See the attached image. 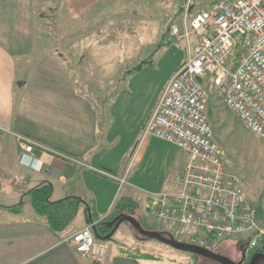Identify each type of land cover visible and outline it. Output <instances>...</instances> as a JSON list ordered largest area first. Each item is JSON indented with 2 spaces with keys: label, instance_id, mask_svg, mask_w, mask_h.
I'll list each match as a JSON object with an SVG mask.
<instances>
[{
  "label": "crops",
  "instance_id": "1",
  "mask_svg": "<svg viewBox=\"0 0 264 264\" xmlns=\"http://www.w3.org/2000/svg\"><path fill=\"white\" fill-rule=\"evenodd\" d=\"M134 1L0 0V264H98L61 242L66 232L86 225L87 207L80 205L70 226L57 232L32 205L29 192L37 186L48 185L50 201L81 198L98 222L107 220L120 197H128L135 216L147 222L145 213L152 210L155 195L181 187L180 170L188 153L154 134L143 137V129L183 58L166 65L161 80L149 64L127 75L104 117L91 97L78 90L66 59L72 53L54 44L46 48L66 35L70 43H82L77 51L83 59L91 50H103L106 40L99 37L108 10L122 2L132 12ZM19 136L41 146L27 151ZM246 195L259 217L253 196ZM78 217L82 222L77 224ZM125 231L137 241L128 222ZM240 242L225 240L220 249ZM156 253L112 250L110 245L102 264L198 262L196 257Z\"/></svg>",
  "mask_w": 264,
  "mask_h": 264
},
{
  "label": "built area",
  "instance_id": "2",
  "mask_svg": "<svg viewBox=\"0 0 264 264\" xmlns=\"http://www.w3.org/2000/svg\"><path fill=\"white\" fill-rule=\"evenodd\" d=\"M192 3L187 0L182 21H174L167 33L178 42L186 39L187 57L172 73L143 129V137L154 134L184 149L188 160L180 170L181 187L158 192L150 214L171 226L166 231L175 239L212 251L225 240L246 237L245 264L255 251L264 252V224L216 138L208 86L220 89L223 101L264 140V0ZM19 138L27 151L41 146ZM97 223L69 230L61 242L102 264L110 243L95 234Z\"/></svg>",
  "mask_w": 264,
  "mask_h": 264
},
{
  "label": "rangeland",
  "instance_id": "3",
  "mask_svg": "<svg viewBox=\"0 0 264 264\" xmlns=\"http://www.w3.org/2000/svg\"><path fill=\"white\" fill-rule=\"evenodd\" d=\"M211 1L213 0H192L196 6L206 5ZM186 2L187 0H135L132 12L126 3H117L108 10L105 17L107 26L102 36L99 35L100 39L106 40V47H103L101 51L91 50L92 55L86 56L85 59H83L84 54L77 51L82 43L73 42L72 44L66 35L61 36L56 43L53 41L46 43V48L54 44L67 54L72 53L70 57L65 56L78 90L90 96L99 114L106 117L112 95L126 83V79L123 82L121 76L124 71L136 65L141 59L152 58L153 64L149 65L154 67L158 79L161 80L167 73L168 64L179 58H183V61L186 59L188 52L186 39L178 42L176 38H170L167 34L174 21H182ZM115 17H119L116 28L112 27L116 22ZM117 40H120L121 48H119L120 43H114ZM191 40L197 43V37L192 36ZM78 62H80L79 66ZM208 91L210 93L208 115L216 138L226 149L228 163L238 173L245 193L253 196L251 199L255 200L259 208L258 220L262 223L264 221V140L247 128L237 117L221 98V90L213 83L208 86ZM145 215L148 221L146 222V219L142 221L144 227L171 229L168 224L159 223L153 214L145 213ZM80 222L82 218L78 217L76 223ZM125 225L127 222L124 221L108 239L112 250L120 248L138 252L150 250L163 257L194 260L193 253L177 249L154 238H143L130 225L134 238L138 241L135 242L131 234L125 231ZM245 238L242 236L240 239L242 242L236 246L225 244L221 249L219 247V250L230 253L233 259L238 260L240 259L238 252H242ZM136 243H138L137 246H135ZM197 261L199 264H215L199 257Z\"/></svg>",
  "mask_w": 264,
  "mask_h": 264
},
{
  "label": "trees",
  "instance_id": "4",
  "mask_svg": "<svg viewBox=\"0 0 264 264\" xmlns=\"http://www.w3.org/2000/svg\"><path fill=\"white\" fill-rule=\"evenodd\" d=\"M184 10H185V6H184ZM59 54L61 56L64 55L62 52H60ZM146 64H153V59L152 58L143 59L136 65L127 69L124 72V76L122 77V79H125L127 75L134 73L137 70H140ZM221 98H222V95H221ZM50 192L51 190L47 184L43 186H37L31 189L29 192L31 202H32L34 209L39 214L46 217L52 229H54L57 232H63L70 226V224L74 220L79 206L83 204L85 207H87V205L89 204L86 201L83 202L82 200H79L78 197H66L63 199L56 200V201H50L48 199ZM127 200H128V197H120L119 199H117L115 203V209L109 215L107 220L103 222H98L96 224L101 234H107L108 232H110V230L113 228L114 225L108 227L106 222L111 221L119 212L125 211V212L135 215L136 207L131 205ZM92 214L94 215L93 208H92ZM194 256L196 257V259L199 257L204 261L207 260L215 264H220L218 261H215L207 257L199 256L197 254H194ZM197 264H199V262H197Z\"/></svg>",
  "mask_w": 264,
  "mask_h": 264
},
{
  "label": "water",
  "instance_id": "5",
  "mask_svg": "<svg viewBox=\"0 0 264 264\" xmlns=\"http://www.w3.org/2000/svg\"><path fill=\"white\" fill-rule=\"evenodd\" d=\"M193 7V6H192ZM79 198V197H78ZM49 199V197H48ZM79 200H82L79 198ZM85 202L84 200H82ZM88 221H93L91 208L87 205ZM128 222L135 230L138 231L145 238H154L160 240L172 247L180 250L188 251L199 256L207 257L215 261L220 262V264H243L245 259V248L242 250L241 257L238 260L223 254L219 251L208 250L198 244L190 243L186 241H179L175 239L168 231L162 229H150L143 226L141 220L134 214L122 211L119 212L111 221L106 222L108 226H113V228L107 234H101L98 230L97 225L93 227L95 234L102 239H110L115 231L118 229L119 225L123 222ZM259 262H264V252L255 251L250 258L249 264H258Z\"/></svg>",
  "mask_w": 264,
  "mask_h": 264
},
{
  "label": "flooded vegetation",
  "instance_id": "6",
  "mask_svg": "<svg viewBox=\"0 0 264 264\" xmlns=\"http://www.w3.org/2000/svg\"><path fill=\"white\" fill-rule=\"evenodd\" d=\"M223 253L224 254H226V255H230L228 252H226V251H223ZM231 256V255H230ZM220 263V262H219ZM258 264H264V262H259Z\"/></svg>",
  "mask_w": 264,
  "mask_h": 264
}]
</instances>
